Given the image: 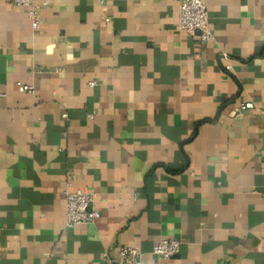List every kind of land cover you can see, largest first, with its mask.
<instances>
[{"label":"crops","instance_id":"crops-1","mask_svg":"<svg viewBox=\"0 0 264 264\" xmlns=\"http://www.w3.org/2000/svg\"><path fill=\"white\" fill-rule=\"evenodd\" d=\"M35 2L33 29L0 0V264H264V0H206L205 42L181 0ZM67 181L94 222L65 227Z\"/></svg>","mask_w":264,"mask_h":264},{"label":"built area","instance_id":"built-area-1","mask_svg":"<svg viewBox=\"0 0 264 264\" xmlns=\"http://www.w3.org/2000/svg\"><path fill=\"white\" fill-rule=\"evenodd\" d=\"M16 6H24L27 8V14L31 21V27L36 29L39 23L38 6L35 0H11ZM108 20V19H107ZM177 27L189 36L198 34L200 40L205 42L212 38V30L210 27L208 7L206 0H181L178 12ZM219 60L224 63L225 70H229V56L222 53ZM91 85L93 82L90 83ZM23 91L32 92L33 88L29 85L16 83ZM3 92H0V97ZM251 102H246L239 106V111L244 112L248 108H252ZM92 117V115H89ZM65 203V227L71 228L75 225L94 222L100 217V212L95 208L93 202L95 194L91 191L81 189H72L71 183H65L63 192ZM181 242L172 237L159 238L152 246V254L157 259H170L179 253ZM118 252V258L114 259L108 250L103 252V257L111 262L115 260L119 264H141L142 251L131 246H115Z\"/></svg>","mask_w":264,"mask_h":264}]
</instances>
